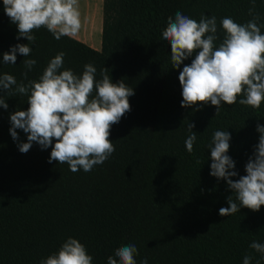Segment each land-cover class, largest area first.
I'll return each mask as SVG.
<instances>
[{"label":"trees","instance_id":"1","mask_svg":"<svg viewBox=\"0 0 264 264\" xmlns=\"http://www.w3.org/2000/svg\"><path fill=\"white\" fill-rule=\"evenodd\" d=\"M250 9L264 34V0H103L99 50L76 38L58 41L41 28L33 33L30 56L17 52L12 65L3 63V54L28 41L17 39L18 28L0 0V76L12 75L18 84L38 81L49 61L64 52L61 71L82 75L84 65L92 64L97 80L106 68L113 83L123 81L134 90L131 110L111 128L115 152L90 172L75 173L67 164L48 162L51 147L34 142L27 153L19 151L27 134L17 129L19 139L13 140L10 115L27 110L30 93L0 90L8 104L0 107V264H41L70 237L86 247L92 264H107L128 244L138 249L137 264L144 258L148 264H243L246 255L250 264H264L250 248L253 241L264 244V206L219 214L229 207V196L239 201L225 180L210 175L209 148L215 131H228L227 154L238 173L232 179L246 175L259 142L257 124L264 126V103L253 109L239 104L241 96L236 104L222 103L217 115L210 103L181 107L179 72L196 53L175 69L171 46L162 39L168 18L180 11L197 22L215 16L218 46L221 20L245 24L253 18ZM24 59L37 61L31 71ZM190 123L196 132L192 153L185 146Z\"/></svg>","mask_w":264,"mask_h":264},{"label":"clouds","instance_id":"2","mask_svg":"<svg viewBox=\"0 0 264 264\" xmlns=\"http://www.w3.org/2000/svg\"><path fill=\"white\" fill-rule=\"evenodd\" d=\"M3 8L18 28L17 39L24 37L28 41V44H17L5 52V64L14 65L17 52L29 57L33 50L29 44H34L37 39L33 33L41 28L58 41L62 37L75 38L82 29L79 0H3ZM249 15L253 18L245 24L223 18L220 23L224 36L218 46L216 41L220 37L215 16H202L197 22L177 11L174 18H168L162 39L171 46V66L179 69L196 53L191 64L179 72L181 107H202L210 103L216 107L217 115L222 103L236 104L241 96L239 104L253 109H259L264 103V34L258 24L259 15H254L252 9ZM64 56L65 53L60 52L52 58L38 81L18 84L12 75L0 76V90L13 95L30 93L27 110L10 115L9 131L14 141L19 139L17 129L27 134V142L18 144L21 153H27L35 142L41 149L51 147L49 163L67 164L73 173L81 169L90 172L115 152L109 139L111 128L131 110L129 97L134 95V90L123 81L113 83L106 68L101 70L102 79L97 80V69L92 64L84 65L82 75L71 69L61 71ZM23 62L27 71L37 63L35 59H24ZM0 107L8 108L3 98H0ZM193 128L194 124L190 123V134L185 140L189 153L193 152L196 141ZM256 131L260 134L259 142L253 157L245 165L246 175L235 181L232 179L238 175L234 170L235 162L227 154L231 134L219 130L213 134L209 146L210 175L225 180L239 201L238 205L229 196V207L219 209L221 216H231L241 207L258 212L264 206V126L257 124ZM250 248L264 258V244L253 241ZM138 254L136 245L128 244L115 251L116 258L109 256L107 264H118V261L119 264H137L135 256ZM92 260L86 247L70 237L58 253L48 256L41 264H92ZM251 260L252 257L246 255L243 264H250ZM140 264H148L147 258Z\"/></svg>","mask_w":264,"mask_h":264},{"label":"crops","instance_id":"3","mask_svg":"<svg viewBox=\"0 0 264 264\" xmlns=\"http://www.w3.org/2000/svg\"><path fill=\"white\" fill-rule=\"evenodd\" d=\"M82 29L75 37L77 40L94 49L101 48V33L103 23V0L79 1Z\"/></svg>","mask_w":264,"mask_h":264},{"label":"rangeland","instance_id":"4","mask_svg":"<svg viewBox=\"0 0 264 264\" xmlns=\"http://www.w3.org/2000/svg\"><path fill=\"white\" fill-rule=\"evenodd\" d=\"M80 2L82 1L83 2V0H79Z\"/></svg>","mask_w":264,"mask_h":264}]
</instances>
